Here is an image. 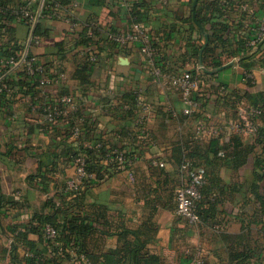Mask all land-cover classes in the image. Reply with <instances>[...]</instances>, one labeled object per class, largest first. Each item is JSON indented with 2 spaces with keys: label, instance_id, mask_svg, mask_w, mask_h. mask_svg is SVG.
Instances as JSON below:
<instances>
[{
  "label": "crops",
  "instance_id": "obj_1",
  "mask_svg": "<svg viewBox=\"0 0 264 264\" xmlns=\"http://www.w3.org/2000/svg\"><path fill=\"white\" fill-rule=\"evenodd\" d=\"M195 1L64 0L69 6L78 4L71 8L73 18L39 20L41 31L33 33L40 41L33 39L28 23L21 20L7 23L0 31V46L26 48L48 68L65 72L52 86L26 87L13 81V96L0 95V264H82L68 253L72 246L54 247L36 220L37 215L55 210L64 220L74 199L64 189L75 176L68 160L73 139L66 129L72 115L64 113L51 126L44 111L45 100L62 95L72 96L86 115L85 143L101 140L108 148L140 150L129 169L105 174L85 194L82 212L99 220L97 231L84 239L85 250L94 259L130 243L140 252L124 264L264 262V208L253 191L258 184L264 196V181L255 177L264 171V164H256L264 159V151L260 145L251 149L255 135L236 133L232 126L240 118V108L264 105V68L247 69L237 61L221 70L212 66L198 70L204 63L188 53L186 41V20L195 14ZM217 1L203 0L202 13L212 16ZM230 2L220 7L222 13L214 22L236 24L239 37L252 38L264 19V0ZM17 5V0L8 4ZM133 9L147 17L144 25L159 46L163 70H191L200 79L198 113H184L181 91L151 74L138 43L120 46L108 39L109 30L131 28ZM92 20L96 23L86 33ZM87 47L98 53L97 61L90 59ZM257 50L250 54L261 55ZM135 93L151 107L146 137L141 139L136 138L139 111L130 115L122 109L126 98ZM201 122L208 123L211 131L198 132ZM217 139L219 153L215 154L211 148ZM239 139L243 149L251 152L245 164L236 166L233 154ZM186 153H195L191 161L206 168L205 197L216 200L214 209L202 207L206 219L196 224L179 215L176 206ZM56 248H63L66 256Z\"/></svg>",
  "mask_w": 264,
  "mask_h": 264
},
{
  "label": "built area",
  "instance_id": "obj_2",
  "mask_svg": "<svg viewBox=\"0 0 264 264\" xmlns=\"http://www.w3.org/2000/svg\"><path fill=\"white\" fill-rule=\"evenodd\" d=\"M226 6L231 4L230 0H223ZM234 4V3H233ZM74 3L71 6L62 2V0H21L18 2L17 20L28 23L31 36L33 39L40 41V37L33 32L36 24L41 18H62L67 16L68 19L73 18L71 8L77 7ZM75 22L74 25H78ZM108 39L117 45L124 46L128 44L138 43L141 52L146 58V63L150 67L151 74L157 80H167L172 85L181 91V97L184 102V113L194 115L200 110V100L198 93L201 90V81L198 76L191 70H183L181 72H165L163 68L157 63L159 56V46L152 39L148 27L143 23L134 22L131 28L125 32L123 31H108ZM264 40V19L260 20L257 27L256 34L249 38L247 47L249 53H252L258 48L259 43ZM90 52V59L92 61L98 60V53L94 52L92 47H87ZM232 61L237 62L238 57L233 58ZM204 66L200 65L198 70H203ZM22 71L29 79L30 86L49 87L55 82L65 77V72L59 67L48 68L36 54H31L27 49L10 50L9 53L0 52V95L4 98L12 97L14 92L12 75L16 72ZM26 87H29L28 85ZM63 102L66 104L64 109H60L56 102ZM137 106L139 115L136 120V132L138 138L146 137V120L147 114L151 110L150 104L138 96ZM79 107L74 98L69 95L57 96L53 100H45L44 111L48 122L56 124L60 121V117L64 113H71V115L78 111ZM124 111L131 110L129 102H124L122 105ZM261 110L258 108H240V118L232 124L236 133H247L256 135L260 120L258 115ZM77 125L71 129V138L76 140L81 135L80 123L84 121V117L80 116L77 119ZM69 124V119L66 120ZM198 132L207 133L211 131L208 123L201 122L197 126ZM102 143H97L96 147H101ZM116 162L117 164H132L133 159H127L124 150L112 149L104 158V163ZM87 155L84 152H79L74 159L75 176L67 180L66 191L75 196L78 192L84 189V178L94 177V174H88L86 170ZM164 165V163H161ZM183 175V183L176 191V206L177 213L184 217L191 224L200 222V217L196 212V201L201 199V187L206 182V168L204 166H195L190 159H186L181 165ZM44 234L48 239H56L59 231L52 225L47 224L44 228ZM68 253L71 251L73 258L80 259L84 263H89L88 258L84 254H79L75 249H67ZM61 256H66L63 249L58 252ZM190 264H195L194 262Z\"/></svg>",
  "mask_w": 264,
  "mask_h": 264
},
{
  "label": "trees",
  "instance_id": "obj_3",
  "mask_svg": "<svg viewBox=\"0 0 264 264\" xmlns=\"http://www.w3.org/2000/svg\"><path fill=\"white\" fill-rule=\"evenodd\" d=\"M12 0H0V31L6 27L7 23L16 21L18 5L16 8H10L8 6L9 2ZM20 2L21 0H17ZM122 1L123 0H119ZM63 3L64 0H62ZM202 2V3H201ZM218 8L214 10V13L212 12V16L208 17V12L205 14L202 13L203 10V0L198 1V5L195 9V14H192L187 18L186 24L189 26V33L186 37L187 41V51L190 55L194 56L197 59L202 58L203 66L207 68V66H212L213 68H219L230 61H232L233 58L238 57V63L242 65L243 67L247 69H251L256 66H260L264 68V41L262 43H259L258 50L262 51V54L259 56H256V54H250L247 47L248 38L246 37H239L238 36V30L240 29L238 25L236 24H230L227 22H220L215 21L214 17H219L221 12V8L226 6V3H224L223 0L217 1ZM221 7V8H220ZM144 12H141L140 10L133 9L131 12L132 22H138V23H145L147 20V17L144 16ZM213 18V19H212ZM42 19V18H41ZM40 19V21H41ZM38 22L36 28H35V34L37 32L41 31V22ZM90 24L85 28V32L87 33L89 30H92V26L95 25V21L92 20L89 22ZM208 25H210V28H208ZM207 31L208 33V43L205 45L206 37L204 35V32L202 30ZM86 35V34H85ZM247 35V34H246ZM88 42H91V37H88ZM203 41V42H202ZM16 49L15 46H0V52L1 53H9L10 50ZM162 58L159 54L157 63L164 69V65L161 62ZM13 81L20 82L24 84L25 86H30L29 79H27V76L22 72H16L12 75ZM2 97H5L1 95ZM137 99L138 95L132 94L129 95L128 98H126L125 102H129L131 106V110L124 111L127 114L132 115L133 110L138 111L137 106ZM58 107L60 109H64L66 107V104L63 102H56ZM255 108H258L261 110V113L258 115L260 120V127L255 135L256 137V144L251 146V149H253L256 145H260L264 151V105H253ZM132 113V114H131ZM82 116L84 117V125L81 124L80 128L82 130L81 135L76 139L73 140L71 143V148L68 152V160L72 163L74 166V159L76 155L79 152H84L87 155V164H86V170L88 174H94V177H85L84 178V189H82L80 192L77 193V195L74 196V199L72 203L70 204L71 209L69 212H66V217L64 220L59 219V210H55L54 213L51 215H37L36 220L40 226H42V231L44 233V228L47 224L52 225L59 231V235L56 239H48L50 243L55 247L58 246L59 243H65V247L72 246L73 249H75L79 254H84L86 258H88L89 263H84L81 261L82 264H124L125 259H135L139 252V248H131L130 243H127L125 248L113 250L110 253H106L103 255V258L98 260L94 259L92 255L88 254L84 247V239L86 236L90 235L93 232L97 231L98 228V217L97 215H89L85 212H82L83 210V199L85 197V194L87 190L91 187L92 184H94L97 180L104 177L105 174H112L113 172L120 171V169H129L140 157V150L139 149H133V150H124L125 155L127 159H133L132 164H117L116 162H110L109 164L104 163V158L108 152H110L112 149L115 148H108L106 144L101 141H94V143L89 144L85 143L82 137V133L84 131L85 124L87 123V118L85 113H83L80 108L78 111L74 112L69 118V124L66 125V129L68 131V136L71 138V129L74 125L78 124L77 119ZM62 117H60L61 119ZM90 129V127H88ZM135 136V135H134ZM136 138L138 136L136 135ZM97 143H102L101 147H96ZM218 146H219V140H215L212 142V148L213 152L215 154H218ZM218 148V149H217ZM117 149V148H116ZM250 149V148H248ZM122 150V149H118ZM249 150L243 149V143L241 140H236L234 145V164L236 166H239L241 164H245L248 161V156L250 155ZM197 156L195 153L190 154L186 153L185 156L183 155L182 161L184 162L186 159H190L191 157ZM261 158V157H259ZM191 160V159H190ZM182 162V163H183ZM193 165L195 166H202L200 164H195L193 161H191ZM256 164H264V159L257 160ZM182 165V164H181ZM256 180L262 179L264 181V171L263 172H256L255 173ZM206 178H207V170H206ZM67 182V181H66ZM204 185L201 187V193L202 197L201 199L196 201V212L198 216L200 217V220L206 219V217L203 214L202 207L204 205H207L209 207L208 210L214 209L216 206V200H212L209 196L205 197V189L203 188ZM67 183L64 187L66 190ZM260 186L258 184L253 185V191L256 196V198L259 199L260 203L262 204V207L264 208V196L260 194L259 190ZM67 192V191H66ZM68 193V192H67ZM69 194V193H68ZM71 195V194H70ZM76 210V211H75ZM258 219L256 218L255 221ZM45 235V234H44ZM57 249V248H56ZM63 249V248H62ZM59 251V249H57ZM234 262L232 264H239L237 262ZM261 264H264L262 262Z\"/></svg>",
  "mask_w": 264,
  "mask_h": 264
},
{
  "label": "water",
  "instance_id": "obj_4",
  "mask_svg": "<svg viewBox=\"0 0 264 264\" xmlns=\"http://www.w3.org/2000/svg\"><path fill=\"white\" fill-rule=\"evenodd\" d=\"M197 2H198V0H196L195 1V5H194V8H196V5H197ZM202 30H203V28H202ZM204 32V35H205V37H206V42H205V45L208 43V33L207 32H205V31H203ZM264 41V40H263ZM262 41V42H263ZM201 60L200 61H202V58H200ZM235 63V61H231V62H229V63H227L225 66H223V67H227V66H230V65H233ZM223 67H221V68H218L219 70H221V69H223Z\"/></svg>",
  "mask_w": 264,
  "mask_h": 264
}]
</instances>
